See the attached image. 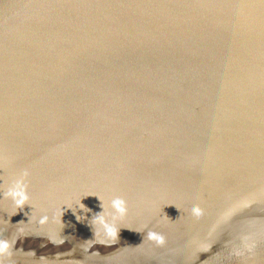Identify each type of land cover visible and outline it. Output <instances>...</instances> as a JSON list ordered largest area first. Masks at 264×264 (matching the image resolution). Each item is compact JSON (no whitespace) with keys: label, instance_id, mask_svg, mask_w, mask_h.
<instances>
[{"label":"water","instance_id":"95a60500","mask_svg":"<svg viewBox=\"0 0 264 264\" xmlns=\"http://www.w3.org/2000/svg\"><path fill=\"white\" fill-rule=\"evenodd\" d=\"M97 196L128 211L90 255ZM0 238L5 264H264V2L0 0Z\"/></svg>","mask_w":264,"mask_h":264},{"label":"clouds","instance_id":"9594fccd","mask_svg":"<svg viewBox=\"0 0 264 264\" xmlns=\"http://www.w3.org/2000/svg\"><path fill=\"white\" fill-rule=\"evenodd\" d=\"M27 175V173H25ZM6 198H9L16 211L17 209H21L25 204H29V194L27 191V184L24 182L23 179L15 180L12 185L8 188L7 192L4 194ZM98 197V196H97ZM99 198V197H98ZM101 201L102 211L97 213L95 216L92 217V225L95 227L94 231V240L95 242L92 243L88 248L83 249L88 254H99L97 251H92L91 253L88 252L89 249L93 247L94 244H102V245H111L117 241L118 238V231L120 227H118V221L126 216L128 207L127 202L121 197L113 198L109 204L108 208L111 211H108ZM79 207L84 209L85 206L82 203H79ZM71 208V207H70ZM14 211L11 215L15 214ZM192 215L196 217H200L203 215V209L199 207V205H192L190 208ZM77 220L80 219V216L77 215ZM38 223L43 225L48 222L49 217L47 215H42L37 218ZM21 223V222H20ZM19 224V223H18ZM93 228V227H92ZM22 231V229H20ZM144 239L147 241L155 242L156 244L163 243L165 239V234L162 231L156 230H148ZM90 241V240H89ZM52 244L56 245L55 241H49ZM65 241L61 239L59 244H63ZM15 241H10L9 239L0 238V264H5V257H11L12 251L14 249ZM212 244H209L206 248H203L200 252L208 251ZM28 252V251H27ZM33 256H35V252L31 251ZM59 255V254H56ZM100 255V254H99ZM39 259H47V257H40Z\"/></svg>","mask_w":264,"mask_h":264},{"label":"snow or ice","instance_id":"6c2138e0","mask_svg":"<svg viewBox=\"0 0 264 264\" xmlns=\"http://www.w3.org/2000/svg\"><path fill=\"white\" fill-rule=\"evenodd\" d=\"M262 2H264V0H262Z\"/></svg>","mask_w":264,"mask_h":264}]
</instances>
